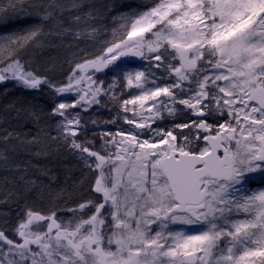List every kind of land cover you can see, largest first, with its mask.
I'll list each match as a JSON object with an SVG mask.
<instances>
[{
    "label": "snow or ice",
    "instance_id": "obj_1",
    "mask_svg": "<svg viewBox=\"0 0 264 264\" xmlns=\"http://www.w3.org/2000/svg\"><path fill=\"white\" fill-rule=\"evenodd\" d=\"M81 7L88 5L0 0V24L35 21L0 34V83L74 95L51 110L62 118L58 137L43 128L30 138L5 130L0 166L18 167L10 153L40 156L46 137L59 138L96 172L93 190L101 194L69 209L67 221L27 210L10 235L0 229V264H264V0H152L121 15L123 34L104 41L101 54L81 49L66 82L55 83L22 54L53 37L97 43L96 15L82 16ZM70 10L78 12L76 29L64 26ZM98 73L113 79L105 84ZM102 96L131 112L122 119L134 127L103 133L92 150L94 142L78 141L79 112L68 110L87 111ZM24 111L40 123L42 110ZM163 112L194 118L153 128ZM35 184L24 181L26 190Z\"/></svg>",
    "mask_w": 264,
    "mask_h": 264
},
{
    "label": "rangeland",
    "instance_id": "obj_2",
    "mask_svg": "<svg viewBox=\"0 0 264 264\" xmlns=\"http://www.w3.org/2000/svg\"><path fill=\"white\" fill-rule=\"evenodd\" d=\"M107 1L75 0L81 5H88V7H81L78 10L82 16L89 11L95 13L96 19L93 22L100 28L96 38L97 43L88 42L86 44L83 38L77 40L71 36L62 39L53 37L49 39L46 46L38 50L25 51L22 54L24 59L31 64L33 69L46 72L55 83L66 82L72 68L76 63L81 62V49L85 50L89 57L101 54L104 41L113 39V33L117 37L123 34L124 30L120 27L122 14H128L133 10H143L152 3V0H111L112 3L104 8L106 11L102 10L103 7L101 6L105 5ZM62 2L65 6H68L74 0H62ZM117 2H119V5ZM113 4H116V10L118 11L114 9ZM78 12L77 10H70L63 14L65 27L76 29L77 25L71 21V17L78 14ZM34 22V19H12L6 25L0 24V34L20 31L25 25ZM22 62L24 61L22 60ZM130 66L143 69L148 66V62L141 59L132 61ZM96 75L97 78L103 79L105 84L113 79L111 74ZM7 82L8 85H5ZM7 82L0 85V138L5 135V130L24 133L30 138L36 134L38 128H43L50 137H58V122L62 118L50 115L51 110L58 102H72L74 95L56 96L52 90L45 87L41 91H30L28 104L25 102V105L20 106L21 104L18 103L17 99L8 97L9 94H15L17 84L14 81ZM136 91L135 89L126 90L121 99L129 98V92L135 93ZM6 94L8 96H5ZM4 96L6 98H3ZM160 99L164 100L165 98L161 97ZM100 100V105H93L87 111H82L79 106L68 110L73 113L79 112L81 125L85 131L80 133L78 141L83 142L87 139V141L94 142L95 147L92 150L100 149V137L103 133L130 130L134 127L126 124L122 119L124 115L132 118L131 112H121L117 102L110 98L102 96ZM29 104L42 110V119L38 125L33 123L28 118L27 112L24 111ZM117 113H119V116ZM190 118L194 117H189L185 113L169 116L167 112H163L162 119L153 123L152 127L156 128L159 125L167 130L172 128L174 123ZM137 119L139 120V117ZM113 120H115V123H111ZM183 131L187 133L189 130L184 129ZM45 140L49 145L45 154L37 156L32 152L19 151L10 153L12 160L18 167L13 166L5 169L0 166V229L7 228L6 235H10L17 223L23 219L24 213L29 209L39 210L43 214L55 211L58 218L67 221L72 219V213L69 209L76 208L78 203H83L86 200L97 202L101 199V194L94 193L93 190L96 172L90 171L84 166L80 154L62 145L59 138L53 141L46 137ZM194 143L203 146L198 141H194ZM2 148L3 143H0V149ZM22 177L23 179H21ZM26 180L36 181L35 186L26 190L24 187V181ZM254 187L259 188L260 185L256 184ZM87 211L85 209V212ZM152 227L155 228L156 226L153 225Z\"/></svg>",
    "mask_w": 264,
    "mask_h": 264
},
{
    "label": "trees",
    "instance_id": "obj_3",
    "mask_svg": "<svg viewBox=\"0 0 264 264\" xmlns=\"http://www.w3.org/2000/svg\"><path fill=\"white\" fill-rule=\"evenodd\" d=\"M110 3H112V1L108 0L105 5L101 6V7H103L101 9L106 11V9H104V8H106L105 6L109 5ZM117 4L119 5V2H117ZM112 6L115 7L114 8L115 10L117 9L116 8V4H113ZM116 11H118V10H116ZM5 85H8V82ZM16 90L17 91L15 92V94H9V96H8V94H6L5 96H8L9 98H12V99H17L18 103L21 104L20 106L25 105V102H27V104H28V102L30 100V99L28 100L29 95H30V93H29L30 91L29 90H25L24 88L19 87L17 85H16ZM5 96L3 98H6ZM21 101H22V103H20ZM31 104H34V103H31Z\"/></svg>",
    "mask_w": 264,
    "mask_h": 264
},
{
    "label": "water",
    "instance_id": "obj_4",
    "mask_svg": "<svg viewBox=\"0 0 264 264\" xmlns=\"http://www.w3.org/2000/svg\"><path fill=\"white\" fill-rule=\"evenodd\" d=\"M126 59H130L132 61H137V60H141V58H126ZM98 74H101V73H98ZM6 82L4 83H0V85H4Z\"/></svg>",
    "mask_w": 264,
    "mask_h": 264
}]
</instances>
